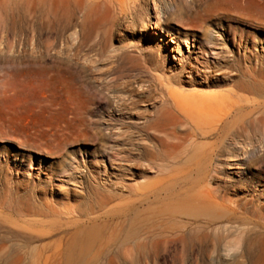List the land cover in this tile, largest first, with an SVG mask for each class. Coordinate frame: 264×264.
<instances>
[{
    "label": "rangeland",
    "instance_id": "rangeland-1",
    "mask_svg": "<svg viewBox=\"0 0 264 264\" xmlns=\"http://www.w3.org/2000/svg\"><path fill=\"white\" fill-rule=\"evenodd\" d=\"M67 64L105 96L85 122ZM261 64L264 0H0V264H264V125L211 167L212 221L164 179L194 157L159 172L142 135L169 91L257 99L236 86Z\"/></svg>",
    "mask_w": 264,
    "mask_h": 264
},
{
    "label": "bare ground",
    "instance_id": "bare-ground-1",
    "mask_svg": "<svg viewBox=\"0 0 264 264\" xmlns=\"http://www.w3.org/2000/svg\"><path fill=\"white\" fill-rule=\"evenodd\" d=\"M148 18V26L152 28L150 14ZM230 67H236L242 71L241 65H230ZM68 69L74 70V73L72 74ZM66 70L71 75L65 79L70 80L77 94L73 92L77 96L71 97L72 99L69 97L65 104L67 102L70 107L75 106L78 112L76 119L85 122L87 118L84 114L91 112L92 104L97 100L101 102L105 96L90 79L84 77L85 85L83 81L80 82L79 75L76 74L77 67L67 64ZM244 70L243 82L236 88L256 96L257 99L243 97L236 90L223 93L191 92L189 94H175L169 91L167 96L164 95L166 104L162 110L156 114L153 121L145 123L142 127V135L155 142L150 146V150L146 151L152 156V168L163 172L169 168L170 159L183 163V158L188 160L189 156L194 157L191 164L186 167L177 171L171 169L164 179L167 181L177 177L181 181L178 191L170 199L179 202L182 210L191 212L193 215L206 213L205 215L208 214L211 221L225 217L232 211L228 204V195L223 191L226 188L222 189L214 185L217 177L213 174L211 167L216 158L225 155L224 153L235 154L238 138H247L252 128L264 125V64L259 67L247 66ZM211 81L215 83L214 80ZM191 83L195 84V81ZM240 116L245 117V119L241 117L243 125L235 131L231 128L230 131L229 120ZM163 153L170 156L164 160L166 164L158 162ZM246 155L248 157L242 161L246 163L248 169L256 159L253 154L246 153ZM161 194L162 187L151 193H144L140 204L143 205L150 198H154L155 202Z\"/></svg>",
    "mask_w": 264,
    "mask_h": 264
}]
</instances>
